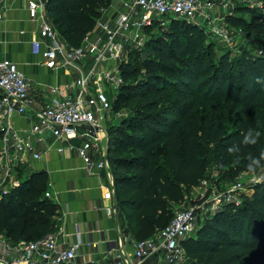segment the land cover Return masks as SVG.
I'll use <instances>...</instances> for the list:
<instances>
[{
    "label": "trees",
    "instance_id": "trees-1",
    "mask_svg": "<svg viewBox=\"0 0 264 264\" xmlns=\"http://www.w3.org/2000/svg\"><path fill=\"white\" fill-rule=\"evenodd\" d=\"M111 3L48 0L47 11L66 42L76 48L85 43ZM252 14L255 19L251 21L234 14L227 15L226 20L235 28L264 33V9L253 10ZM167 26L168 31L158 36L159 29L165 27L148 28L144 48H127L120 62L124 84L110 96L120 98L130 88L149 87L146 80L138 84L135 74L139 72L137 64L148 63L155 56L152 53L158 58L154 62L169 77L166 82L175 90L168 96L174 99L170 105L164 97L157 101L151 94L141 108V101L129 105L138 114L130 119L128 130L118 132L116 155L110 157L116 205L129 211L127 224L137 241L155 236L170 224L176 207L186 200L184 188L197 187L204 179L205 155L209 151H213L214 159L232 165L236 174L247 171L249 157H258L264 151V85L256 83V77L264 75L263 53H247L238 60L237 67L230 61L231 54L226 53L216 65L205 59L201 27L177 20ZM170 56L177 65L168 64ZM131 77L132 81L126 82L125 78ZM200 110L209 113L200 127L201 135L192 121ZM227 112L237 113L236 124L248 116L249 127L241 125L228 132L224 117ZM249 128L260 132L257 143L243 147L238 154H226L225 148ZM19 175L21 185L0 200V235L15 242L40 241L59 232L60 206L46 196V172H31L23 166ZM261 181L251 197H244L242 205L234 202L218 211L195 237L182 242L187 259L181 264H264V178Z\"/></svg>",
    "mask_w": 264,
    "mask_h": 264
},
{
    "label": "built area",
    "instance_id": "built-area-1",
    "mask_svg": "<svg viewBox=\"0 0 264 264\" xmlns=\"http://www.w3.org/2000/svg\"><path fill=\"white\" fill-rule=\"evenodd\" d=\"M26 3L38 29L30 41L33 52L42 55L45 65L51 69L78 71L79 76L72 85L78 92L70 95L65 87H50L47 94L50 103L36 110L27 76L16 62L0 60V200L21 185L18 176L22 164L43 158L45 151L38 146L46 150L53 147L45 138L52 132L54 143H60L59 152L76 151L87 167L107 172L112 186L105 192L111 202L106 212L112 216L116 208V184L111 160L107 155L95 159L87 148L78 147L72 141L84 129L94 145L100 146V138L107 133L111 121L110 96L116 95L124 84L120 62L128 47L142 49L146 46L148 28L166 27L174 20L186 21L230 42L232 34L225 24L230 14L219 17L217 8L220 6L214 0H112L94 30L103 32V40L89 42L88 36L85 40L88 46L84 43L75 48L50 20L47 0H26ZM5 4L6 0H0V20ZM89 54L92 63L86 70L82 62ZM18 116L32 117L31 127L18 129L14 125ZM46 196L53 198L50 190ZM222 200L221 196L214 197L213 205H219ZM200 208L196 205L177 210L164 230L147 240L136 241L132 250L120 244L110 251L114 253V262L109 264H145L152 258L157 259V264L184 263L187 254L182 242L195 230ZM80 248V242L68 245L60 241L58 232L40 241L15 242L0 235V264H90L78 259Z\"/></svg>",
    "mask_w": 264,
    "mask_h": 264
},
{
    "label": "crops",
    "instance_id": "crops-1",
    "mask_svg": "<svg viewBox=\"0 0 264 264\" xmlns=\"http://www.w3.org/2000/svg\"><path fill=\"white\" fill-rule=\"evenodd\" d=\"M4 11L3 19L0 20V60L10 59L16 62L27 76L35 99V109L41 110L50 103L51 99L47 96L50 87H65L68 94H76L78 90L72 85L79 76L78 71L51 69L45 65L42 55L33 52L30 41L38 29L31 20L26 0H6ZM103 38V32L97 29L87 40L100 41ZM85 45L88 46L87 42ZM91 63L92 55L89 54L82 66L88 70ZM32 122L30 116H18L14 125L18 129L26 130L31 127ZM72 142L78 147L87 148L95 159L104 155L110 156L108 133L101 136L99 147L87 137L84 129ZM52 144L50 150L42 145L38 146L45 151L43 158L31 164H22L21 167H30L28 170L31 172H46L52 199L60 206L59 240L68 245L80 242L79 260H86L90 264L114 262V253L110 254V251L117 249L120 244L132 250L137 239L122 216L119 206L116 205L112 216L106 212L111 204L105 196V192L112 186L109 175L106 171L87 167L76 151L59 152L57 146L60 143L53 141Z\"/></svg>",
    "mask_w": 264,
    "mask_h": 264
},
{
    "label": "rangeland",
    "instance_id": "rangeland-1",
    "mask_svg": "<svg viewBox=\"0 0 264 264\" xmlns=\"http://www.w3.org/2000/svg\"><path fill=\"white\" fill-rule=\"evenodd\" d=\"M214 1L220 6L219 8H217V14L219 17L226 16L227 14H234L240 15L248 21H251L255 19L252 14L253 10L262 11L264 9V0ZM225 24L232 34L230 42L225 41L221 37H214V35L211 36V33H206V29H202V33L204 35V50L207 52L205 56L206 60H210L212 63L220 65V59L226 53H230V61L232 62L233 66L237 67L238 60L240 58H244L247 53L257 55L263 52L264 55V33L257 34L249 29L241 30L240 28H235V26L233 25L230 26L227 20ZM168 27L169 26H166L164 29H159V33L156 35L158 36L161 33L168 31ZM179 34L181 38L185 39L183 32H180ZM152 55L155 56L151 57L148 63L143 64L142 62H140L139 64H137L139 72L135 74L139 77L137 80L138 84L143 83L140 80H146L149 82V87L143 88L140 86L135 89L130 88L120 98L118 96L110 97L113 105V110L108 114L109 117H111V121L109 123V125L111 126L109 129V135L111 137V142L113 143V154L109 156V159L110 157L113 158L116 155V152H114V147L117 146L115 138L120 134L118 132L128 130L130 127V119H132L134 115L138 114V112L135 111L133 107L129 106L131 103L141 101L140 103L142 104L139 106L141 108L143 104L146 105L147 96L149 94H151L152 97H155L157 101H163L162 97H164V100H167V105L174 103V99L168 96L175 90L171 88L169 83L166 82V79L169 78L167 73L162 70L160 64L157 61L154 62L155 59H158L156 53H152ZM166 61L168 62V64H172L174 66L177 65L175 60L171 56L167 57ZM125 69L128 71H132V68L125 67ZM125 79L126 82H130L133 78L131 77ZM153 90L155 91V94H153ZM164 107L165 106H163V108ZM208 114L209 113L206 110H200V113L196 117L192 118L195 131L198 132L199 135H201L200 127L204 123L205 118ZM224 117L228 121V132L235 131L241 125L246 128L249 127V123L247 121L248 116L242 118L243 122L238 124H236V112H227L225 113ZM205 156L206 172L204 175V179L197 187L184 188L186 200L181 206H178L175 209L179 210L196 205H199L201 207L197 213L195 230L189 234L187 239L195 237L198 231L218 211L227 209L229 205L234 202L238 205H242L244 202V197H251L255 192L256 185L258 183H261V180H263L264 178V166L257 168L255 172L252 173H249L248 171H242L241 173L236 174L237 172L233 169L232 165H227L221 160L214 159L213 151H209V153ZM122 170L124 169L121 168V171ZM18 177L20 178V175ZM235 187H237L236 190H234ZM217 196H221L223 200L220 204L218 203L219 205H213V199ZM128 213V210L121 209V214L124 217L125 221H127ZM145 264H157V259L152 258Z\"/></svg>",
    "mask_w": 264,
    "mask_h": 264
},
{
    "label": "clouds",
    "instance_id": "clouds-1",
    "mask_svg": "<svg viewBox=\"0 0 264 264\" xmlns=\"http://www.w3.org/2000/svg\"><path fill=\"white\" fill-rule=\"evenodd\" d=\"M256 83L264 85V75L256 77ZM260 135L259 131L249 128L246 132L242 133L241 137L237 141L229 144L224 151L229 156L238 154L241 152L243 147L255 145ZM262 161H264V151H262L258 157H249L247 171L249 173L255 172L257 168L264 166L261 164Z\"/></svg>",
    "mask_w": 264,
    "mask_h": 264
},
{
    "label": "water",
    "instance_id": "water-1",
    "mask_svg": "<svg viewBox=\"0 0 264 264\" xmlns=\"http://www.w3.org/2000/svg\"><path fill=\"white\" fill-rule=\"evenodd\" d=\"M45 138H46L47 144L49 145H51L53 141L55 140V136L52 132H48Z\"/></svg>",
    "mask_w": 264,
    "mask_h": 264
}]
</instances>
